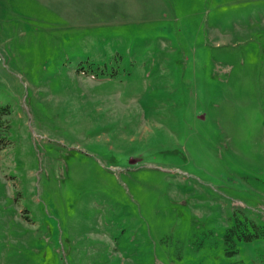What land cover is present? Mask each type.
Segmentation results:
<instances>
[{
    "label": "rangeland",
    "instance_id": "rangeland-1",
    "mask_svg": "<svg viewBox=\"0 0 264 264\" xmlns=\"http://www.w3.org/2000/svg\"><path fill=\"white\" fill-rule=\"evenodd\" d=\"M0 264H264V0H0Z\"/></svg>",
    "mask_w": 264,
    "mask_h": 264
},
{
    "label": "trees",
    "instance_id": "trees-1",
    "mask_svg": "<svg viewBox=\"0 0 264 264\" xmlns=\"http://www.w3.org/2000/svg\"><path fill=\"white\" fill-rule=\"evenodd\" d=\"M258 236V235H257ZM252 236H248V238H251Z\"/></svg>",
    "mask_w": 264,
    "mask_h": 264
}]
</instances>
